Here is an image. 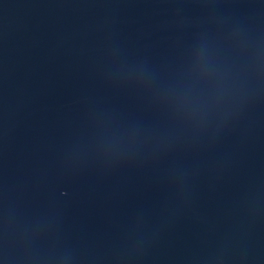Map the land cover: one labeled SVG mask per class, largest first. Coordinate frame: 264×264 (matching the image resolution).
I'll use <instances>...</instances> for the list:
<instances>
[{
  "label": "water",
  "instance_id": "obj_1",
  "mask_svg": "<svg viewBox=\"0 0 264 264\" xmlns=\"http://www.w3.org/2000/svg\"><path fill=\"white\" fill-rule=\"evenodd\" d=\"M0 264H264V0H0Z\"/></svg>",
  "mask_w": 264,
  "mask_h": 264
}]
</instances>
